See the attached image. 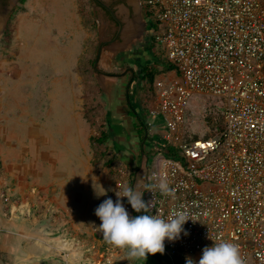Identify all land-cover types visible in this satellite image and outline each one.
<instances>
[{
    "label": "built area",
    "instance_id": "2783aa9c",
    "mask_svg": "<svg viewBox=\"0 0 264 264\" xmlns=\"http://www.w3.org/2000/svg\"><path fill=\"white\" fill-rule=\"evenodd\" d=\"M139 3L151 43L163 47L175 72L153 84L145 124L154 164L141 182L149 214L189 217V234L165 241V263L198 262L204 247L230 242L243 264H264V0ZM196 94L221 100L218 120L204 117L221 128L187 140ZM162 176L170 195L158 187Z\"/></svg>",
    "mask_w": 264,
    "mask_h": 264
},
{
    "label": "rangeland",
    "instance_id": "374dc122",
    "mask_svg": "<svg viewBox=\"0 0 264 264\" xmlns=\"http://www.w3.org/2000/svg\"><path fill=\"white\" fill-rule=\"evenodd\" d=\"M29 2H31L29 6L31 9L28 10V13L22 14L21 19L18 18V23L16 16L20 12V4L18 2L14 3L12 14L6 23V27L2 28L3 33L0 35V73H3L0 84L3 90L0 99L11 105L12 112L16 110L15 115L17 118L9 123V126L13 127L12 132L23 134L25 140L27 130L22 126V119L19 118L21 116L20 106L30 108L33 100L40 106L41 116L39 121L42 134L45 136L49 133L60 135L59 127L61 125L62 127L71 126L73 132L74 129L76 130L74 120L60 115V111H54L51 115L48 113L49 104L51 103L49 96L52 92L55 95L57 91H63L67 81L60 79V71L64 69L65 64L60 62L57 57L65 53L66 50L68 53L76 54V50L82 45L84 52L80 57L79 66L87 76L83 79V86L87 88V93L84 95V114L90 126V136L98 138L101 132L107 130L106 121L110 109L108 95L110 92L116 91L113 90L112 84L118 86V94L123 99V95L127 93L124 86L128 82L129 74L119 80L117 78H105L94 71L93 63L98 51L99 41L91 16L88 13L86 16L84 0H29ZM16 27H18L17 33L20 36V41H15L17 46L14 47L12 45H14L13 39ZM100 34L101 40L104 41V32L101 31ZM7 35L10 41L5 39ZM148 41L149 36L144 46L134 56L138 60L140 69L143 70L148 65L149 69H152L151 72L154 74L153 88V84L158 79L168 80L174 76L175 72L168 64L163 47L159 43H152L151 45ZM71 44L73 47H70ZM113 56L114 52L111 49H102L96 69L107 74L120 73L123 65L117 66L114 60L110 62ZM149 83L135 81L130 89L131 101L133 100L132 96L135 88L139 90L144 85L143 90L145 91L142 90V93H140V100L145 102V105L151 106L153 102L152 94L150 91L148 92L150 89ZM145 92L147 96L143 95ZM38 99H40L39 103L36 102ZM136 99L139 100V97ZM188 110L191 114V123L185 125V139L188 140L190 137L201 139L206 137L209 131L212 133L217 131L219 122L216 125L211 123L208 125L205 124L204 117L214 116L218 120L219 113L222 111L221 100L218 97L196 94L192 97ZM111 117L113 116H109L110 120ZM26 121V119L23 120L25 123ZM115 124H112L113 128L118 129L119 127L116 128ZM132 131L135 132L134 129H131L129 133H133ZM127 132L128 130L124 133L127 134ZM18 138L21 139V137ZM56 140L53 139L49 146L52 144V146L58 148L61 138H56ZM130 141L132 143H129L127 147L131 150L130 154H134L135 162L132 164L131 161L123 160V157H121L119 160L112 161L109 165L106 162L112 160V145L107 144L109 151L104 153L103 156L99 153L101 149H97V146L90 142V153L92 154L90 167L102 176H99V181L96 182V177L91 176L86 181L87 186L100 188V182L108 185L110 189L108 192L106 191L105 199L111 197L115 202L117 199L116 194H121L126 186L132 187L135 191L141 193L142 179L147 175V171L153 168V158L149 155L148 158L143 156L142 164L137 167V158L142 151L141 144L139 140L133 139L132 136ZM31 147L32 144L28 143V148ZM148 151L149 148H145V152ZM73 159L70 155H63V151H59L56 160L62 166L63 163ZM131 164L132 166H130ZM120 169L123 170V174L119 173ZM119 189L120 192H117ZM120 199L126 207L125 200L127 198L121 197ZM95 220L90 228V234L86 237V245L82 253L74 257L79 259V263L76 264H144L140 259L130 258L126 249L108 245L98 229L101 221L99 218Z\"/></svg>",
    "mask_w": 264,
    "mask_h": 264
},
{
    "label": "crops",
    "instance_id": "0c3cea01",
    "mask_svg": "<svg viewBox=\"0 0 264 264\" xmlns=\"http://www.w3.org/2000/svg\"><path fill=\"white\" fill-rule=\"evenodd\" d=\"M30 5L29 0L24 4V10L16 16L17 23L18 18L31 9ZM17 28L14 47L17 46L15 41H20ZM83 52L81 45L76 54L66 50L57 57L65 64L60 79L67 81L63 91H57L55 95L52 92L49 96L48 113L60 111V115L73 119L74 132L71 126L61 125L60 135L42 134L40 106L33 100L30 108L20 106L19 118L27 130L24 140L23 134L13 133V127L9 126L10 121L17 118L16 110L12 112L11 105L0 99V264L79 263L74 257L82 253L90 228L98 218L94 212L105 200V195L97 196L96 191L99 193L101 188L89 187L86 182L91 176L96 177L95 182L99 181L102 175L90 167V126L84 114L87 88L83 86V79L87 76L79 66ZM1 75L3 73H0V84ZM2 90L0 86V94ZM120 97L117 90L108 95V115L113 116L110 126L116 123V128L119 127L115 129L117 135L110 144L119 158L133 164L136 158L127 146L132 143L131 136L138 138L135 132L129 133L134 123L132 118L126 117L129 92L123 95V99ZM36 102L39 103L40 99ZM126 130L127 134L124 133ZM59 137L58 148L52 144L49 146ZM28 143L32 144L31 148ZM59 151L74 159L60 166L56 160ZM100 183L108 192L110 187ZM5 197L7 203L3 201ZM156 264H165V260Z\"/></svg>",
    "mask_w": 264,
    "mask_h": 264
},
{
    "label": "clouds",
    "instance_id": "9594fccd",
    "mask_svg": "<svg viewBox=\"0 0 264 264\" xmlns=\"http://www.w3.org/2000/svg\"><path fill=\"white\" fill-rule=\"evenodd\" d=\"M158 187L162 194H171L166 176L161 177ZM100 188L99 193L95 189L97 196L106 195L105 189ZM142 195L126 186L121 194H116L115 202L111 197L103 200L94 214L101 221L98 229L108 245L126 249L130 258L145 261L148 255L163 254L166 240L175 242L182 234L187 236L183 226L189 217L184 211H175L167 219L149 214L150 202L144 201ZM121 197L127 198V204L140 215L131 216ZM185 260L186 264H243L238 247L230 242L204 247L198 262L191 257Z\"/></svg>",
    "mask_w": 264,
    "mask_h": 264
},
{
    "label": "flooded vegetation",
    "instance_id": "af4514ba",
    "mask_svg": "<svg viewBox=\"0 0 264 264\" xmlns=\"http://www.w3.org/2000/svg\"><path fill=\"white\" fill-rule=\"evenodd\" d=\"M84 2L86 16L88 13L95 24L99 41L97 50L101 45L102 49H111L114 56L110 62L114 60L117 66L126 65L121 69L123 72L109 73L112 77L108 78L120 80L129 74L128 82L124 87L127 92H130L135 77H138L141 72V67L138 66V60L134 55L144 46L148 37V29L141 9L136 12L131 0H84ZM13 5L12 0H0V29L2 22L6 24L9 20ZM129 23L137 24V29L127 36L125 34ZM101 31L104 32V41L101 40ZM115 85L112 84L113 90H118V86Z\"/></svg>",
    "mask_w": 264,
    "mask_h": 264
},
{
    "label": "trees",
    "instance_id": "16d2710c",
    "mask_svg": "<svg viewBox=\"0 0 264 264\" xmlns=\"http://www.w3.org/2000/svg\"><path fill=\"white\" fill-rule=\"evenodd\" d=\"M28 0H18V3L20 4V11L24 10V4L27 2ZM148 38V37H147ZM6 40H9V36L7 35L5 37ZM149 44L152 45L150 39H149ZM152 69H149V65L144 67L143 70L141 69V72L139 73L140 75L138 77H135V81H141L144 83H149L150 84V89L148 90V92L150 91V93L152 94V102H154V93H153V88H152V83L154 80V74L151 72ZM144 85L138 90L135 88L134 90V97L133 100L131 101L130 98V92H129V97H127L128 99H130V101L128 103V107H129V112H128V116L130 118H132L134 120V123L132 124V128L135 130V133L137 135V138L139 140V143L141 144V154L138 156L137 161H138V166H140L142 164V157L145 156V158H148L147 156H151L152 154V147L150 149V146L152 145V143L149 141V137L147 134V126L145 124V116H146V112L148 110V108L153 106V103H151V106H147L145 105V102H142L140 100V93H142ZM145 90H143L144 92ZM138 93V95H137ZM144 96H147L146 92L145 94H143ZM139 97V100H137L136 98ZM137 103H140L139 105ZM210 117H206L205 121H209ZM110 119H109V115L107 116V130L105 132H101L98 138H94L93 136L90 138V142L91 144H95L97 146V149H101V151L99 152L101 155H105L104 153H107L109 151L107 144H110V142L112 141V139L117 135L116 130L110 126ZM218 129L221 128V122L218 121ZM109 126V127H108ZM145 148H149L148 152H145ZM118 153V152H117ZM152 157V156H151ZM112 160H108L107 165L111 164L112 161L115 160H119L120 158L118 157V155L113 151L112 156H111ZM136 168V170H138ZM132 184V183H131ZM125 202L127 203V199L125 200ZM138 215V213H136L134 210H132V214L131 216H136ZM149 261H146V260ZM147 259L145 261H143L142 259H140L144 264H156L159 262H162L164 259L163 255L160 253L154 254V255H148ZM166 261V260H165ZM166 264V263H165Z\"/></svg>",
    "mask_w": 264,
    "mask_h": 264
},
{
    "label": "water",
    "instance_id": "95a60500",
    "mask_svg": "<svg viewBox=\"0 0 264 264\" xmlns=\"http://www.w3.org/2000/svg\"><path fill=\"white\" fill-rule=\"evenodd\" d=\"M17 1H18V0H12V2H14V3H16ZM131 1H132V3H133V6H134L135 11L138 12L139 9H140V3H139V0H131ZM5 27H6V24L4 23V24L2 25V28L4 29ZM2 28L0 29V31H1V35H2V33H3ZM101 51H102V45L98 48V51H97V53H96V57H95V60H94V63H93V69H94L95 72H97V73H99V74H101V75H103V76H105V77H112L110 74L104 73V72H102V71L96 69V67H97V65H98V62H99L100 55H101Z\"/></svg>",
    "mask_w": 264,
    "mask_h": 264
},
{
    "label": "bare ground",
    "instance_id": "6f19581e",
    "mask_svg": "<svg viewBox=\"0 0 264 264\" xmlns=\"http://www.w3.org/2000/svg\"><path fill=\"white\" fill-rule=\"evenodd\" d=\"M0 24H1V22H0ZM136 29H137V24L129 23L127 25V30H126L125 35L130 36L131 34H133L135 32Z\"/></svg>",
    "mask_w": 264,
    "mask_h": 264
}]
</instances>
